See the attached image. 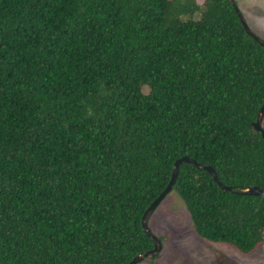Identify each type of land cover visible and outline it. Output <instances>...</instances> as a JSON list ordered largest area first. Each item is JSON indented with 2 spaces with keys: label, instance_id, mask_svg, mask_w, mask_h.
Returning <instances> with one entry per match:
<instances>
[{
  "label": "trees",
  "instance_id": "trees-1",
  "mask_svg": "<svg viewBox=\"0 0 264 264\" xmlns=\"http://www.w3.org/2000/svg\"><path fill=\"white\" fill-rule=\"evenodd\" d=\"M263 97L228 0H0V264H127L181 156L231 188L178 165L194 234L251 253L264 196L234 192L264 190Z\"/></svg>",
  "mask_w": 264,
  "mask_h": 264
},
{
  "label": "rangeland",
  "instance_id": "rangeland-1",
  "mask_svg": "<svg viewBox=\"0 0 264 264\" xmlns=\"http://www.w3.org/2000/svg\"><path fill=\"white\" fill-rule=\"evenodd\" d=\"M202 4L203 0H194ZM249 29L264 40V0H234ZM146 92V88L142 87ZM264 128V115L261 119ZM148 228L161 239L158 257L143 259L136 264H264V237L262 243L243 255L224 244L199 239L181 200L174 192L154 208L147 220Z\"/></svg>",
  "mask_w": 264,
  "mask_h": 264
},
{
  "label": "water",
  "instance_id": "water-1",
  "mask_svg": "<svg viewBox=\"0 0 264 264\" xmlns=\"http://www.w3.org/2000/svg\"><path fill=\"white\" fill-rule=\"evenodd\" d=\"M228 2L230 3L233 11L235 12V15H236L241 27L243 28V31L245 32V34L250 36L253 39V41H255L258 45L264 46V40H262L257 35H255L247 26V24H246V22L242 16V14L240 13L236 3L234 2V0H228ZM263 115H264V97H263L261 105L259 106V109L256 113L255 120L252 122L253 130L258 132L262 139H264V128L261 126V119H262ZM180 163H189L197 169L206 171L210 175L211 179L213 180V182L215 183V185L218 188L226 190V191L231 190L230 187L222 185V183L219 182V180L216 177L215 171L211 166L201 165V164L195 162L194 160H192L191 158H189L187 156H181V157L175 159L174 162L172 163V169L170 172V176H169V179H168L165 187L149 203V205L144 209V211L142 212V214L140 216L141 230L144 233V235L151 241L152 247L146 251H143V252H140V253L134 255L127 262V264H136V263L142 261L143 259L153 257L155 254H157L160 251L161 242H160L159 238L156 235H154L151 232V230L148 228L147 220H148L149 216L151 215L152 211L154 210V208L165 197V195H167V193L170 191L171 186L173 185V183L175 181V178H176V175L178 172V165ZM234 193L239 194V195H262V196H264V190H262L256 186H250V187H247L243 190L235 191Z\"/></svg>",
  "mask_w": 264,
  "mask_h": 264
}]
</instances>
